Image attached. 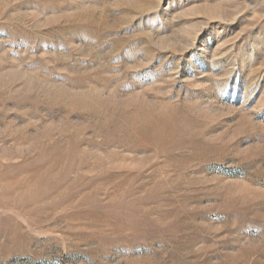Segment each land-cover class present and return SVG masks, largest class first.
<instances>
[{
  "label": "rangeland",
  "instance_id": "374dc122",
  "mask_svg": "<svg viewBox=\"0 0 264 264\" xmlns=\"http://www.w3.org/2000/svg\"><path fill=\"white\" fill-rule=\"evenodd\" d=\"M0 264H264V0H0Z\"/></svg>",
  "mask_w": 264,
  "mask_h": 264
}]
</instances>
